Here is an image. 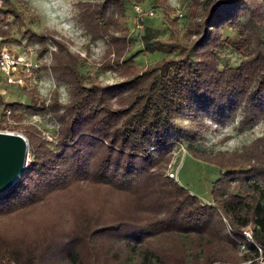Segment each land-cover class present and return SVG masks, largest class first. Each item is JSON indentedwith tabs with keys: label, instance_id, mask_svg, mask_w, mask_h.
I'll list each match as a JSON object with an SVG mask.
<instances>
[{
	"label": "trees",
	"instance_id": "trees-1",
	"mask_svg": "<svg viewBox=\"0 0 264 264\" xmlns=\"http://www.w3.org/2000/svg\"><path fill=\"white\" fill-rule=\"evenodd\" d=\"M78 6L91 37L120 55L122 0ZM26 19L14 0H1L0 36L15 30L42 57L49 33ZM263 22L264 0H192L181 34L147 43L164 56L140 70L131 55L126 76L108 84L86 80L81 56L49 34L50 68L68 86L67 101L54 95L45 104L25 89L29 102H9L0 93L1 114L45 112L58 122L53 147L25 127L28 165L0 192V264H239L264 253V131L238 151L189 148L220 166L211 203L167 173L175 144L193 133L179 114L201 110L223 122L239 115L240 126L264 121ZM227 26L235 37L223 36ZM223 43L241 55L237 64L219 67Z\"/></svg>",
	"mask_w": 264,
	"mask_h": 264
},
{
	"label": "rangeland",
	"instance_id": "rangeland-1",
	"mask_svg": "<svg viewBox=\"0 0 264 264\" xmlns=\"http://www.w3.org/2000/svg\"><path fill=\"white\" fill-rule=\"evenodd\" d=\"M14 0L15 6L26 16V25L35 31H45L55 38L62 40L68 48L81 56L78 68L86 80L96 77L100 83L117 82L126 76L129 62L123 61L133 56V63L138 69H144L161 59L165 52H150L147 43L155 39H167L173 30L181 34L185 28L192 0H167L166 8H155L152 0H122L124 18L127 26L126 47L123 53L116 56L112 47L108 46L105 38H92L87 32L79 15V2L82 0ZM1 3V0H0ZM135 6L139 7V10ZM152 13H148V10ZM140 15L143 20H139ZM11 18V17H10ZM139 25V26H138ZM47 35L49 49L38 55V44L28 43L26 38L13 30L10 36H0V48L14 49L22 54L26 60L36 66L23 74L27 82L24 88L15 81H7L6 74L0 69V92L6 101L29 102L30 96L24 90H31L36 94L39 102L48 104L54 95L61 102L68 99V86L56 79L50 61L52 49L55 48L51 36ZM119 34V32H116ZM223 36H236L234 27L222 29ZM264 35V22L262 24ZM219 67L232 66L239 62L241 55L228 44H220L217 48ZM116 60L119 63H116ZM4 88V89H2ZM16 112L21 111L19 109ZM1 117L3 115L1 114ZM21 119L16 120L12 114L8 127L21 132L24 136L25 127H36L41 135L54 146L58 122L56 117L45 112H23ZM193 133L184 136L174 147V155L167 169L173 172V177L203 202H212L213 181L219 176L220 166L212 161L195 155L189 148L200 151L215 152L218 150L238 151L264 131L263 119H256L251 123L240 126L239 115L226 121H220L204 111L183 112L176 117ZM29 162V159H28ZM260 258L253 262L242 261L239 264H260Z\"/></svg>",
	"mask_w": 264,
	"mask_h": 264
},
{
	"label": "water",
	"instance_id": "water-1",
	"mask_svg": "<svg viewBox=\"0 0 264 264\" xmlns=\"http://www.w3.org/2000/svg\"><path fill=\"white\" fill-rule=\"evenodd\" d=\"M26 137L19 132L0 130V192L11 186L28 165Z\"/></svg>",
	"mask_w": 264,
	"mask_h": 264
},
{
	"label": "built area",
	"instance_id": "built-area-1",
	"mask_svg": "<svg viewBox=\"0 0 264 264\" xmlns=\"http://www.w3.org/2000/svg\"><path fill=\"white\" fill-rule=\"evenodd\" d=\"M136 9L139 10L138 6H135ZM148 13H152V10H148ZM139 20H143V16L140 15ZM139 26V25H138ZM36 66V63H31L26 60L25 57L17 53L14 49L1 47L0 48V69L3 70L6 74L7 81L16 82L19 86L25 87L27 86V82L23 79V74L30 70L31 67ZM3 117H1L0 113V122L5 126L4 128H0L2 131L9 132H18L10 127H8L11 117V110L9 108H5L3 110ZM6 119L8 121H6ZM21 133V132H19ZM22 134V133H21ZM168 175L173 177V172H168ZM244 234L246 236H250L249 232L244 230ZM241 250L244 249V244H241ZM257 258H260L259 263L264 264V253L259 248V255ZM250 262V260H248Z\"/></svg>",
	"mask_w": 264,
	"mask_h": 264
},
{
	"label": "crops",
	"instance_id": "crops-1",
	"mask_svg": "<svg viewBox=\"0 0 264 264\" xmlns=\"http://www.w3.org/2000/svg\"><path fill=\"white\" fill-rule=\"evenodd\" d=\"M2 89H4V88H2ZM1 94H2V92H0Z\"/></svg>",
	"mask_w": 264,
	"mask_h": 264
}]
</instances>
